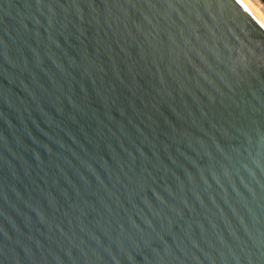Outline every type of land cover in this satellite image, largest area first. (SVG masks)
<instances>
[{"label":"water","instance_id":"water-1","mask_svg":"<svg viewBox=\"0 0 264 264\" xmlns=\"http://www.w3.org/2000/svg\"><path fill=\"white\" fill-rule=\"evenodd\" d=\"M0 264H264L249 0H0Z\"/></svg>","mask_w":264,"mask_h":264},{"label":"rangeland","instance_id":"rangeland-1","mask_svg":"<svg viewBox=\"0 0 264 264\" xmlns=\"http://www.w3.org/2000/svg\"><path fill=\"white\" fill-rule=\"evenodd\" d=\"M256 3L259 6L260 10L264 13V4L260 0H250Z\"/></svg>","mask_w":264,"mask_h":264},{"label":"bare ground","instance_id":"bare-ground-1","mask_svg":"<svg viewBox=\"0 0 264 264\" xmlns=\"http://www.w3.org/2000/svg\"><path fill=\"white\" fill-rule=\"evenodd\" d=\"M249 2L259 11V13L264 17V13L260 10L259 6L256 5L255 2L253 1H250Z\"/></svg>","mask_w":264,"mask_h":264}]
</instances>
